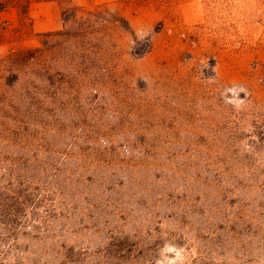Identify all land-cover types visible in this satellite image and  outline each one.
I'll use <instances>...</instances> for the list:
<instances>
[{
	"label": "rangeland",
	"instance_id": "obj_1",
	"mask_svg": "<svg viewBox=\"0 0 264 264\" xmlns=\"http://www.w3.org/2000/svg\"><path fill=\"white\" fill-rule=\"evenodd\" d=\"M0 155L8 264H264V0H0Z\"/></svg>",
	"mask_w": 264,
	"mask_h": 264
},
{
	"label": "trees",
	"instance_id": "obj_2",
	"mask_svg": "<svg viewBox=\"0 0 264 264\" xmlns=\"http://www.w3.org/2000/svg\"><path fill=\"white\" fill-rule=\"evenodd\" d=\"M5 162H6V160H5L4 156L0 155V169H4L5 171L9 172L10 175H11L12 172H13V165L11 167L4 166L5 165ZM10 199H13V198H8V199H6L4 201L5 205H6V203H8V201H10ZM8 204H10V203H8ZM3 205L4 204H1L2 208H3ZM7 259H8V257L6 256V253L5 254L4 253H0V264H8L7 262L9 260H7Z\"/></svg>",
	"mask_w": 264,
	"mask_h": 264
},
{
	"label": "clouds",
	"instance_id": "obj_3",
	"mask_svg": "<svg viewBox=\"0 0 264 264\" xmlns=\"http://www.w3.org/2000/svg\"><path fill=\"white\" fill-rule=\"evenodd\" d=\"M140 39L143 40L144 39V36L143 35H140Z\"/></svg>",
	"mask_w": 264,
	"mask_h": 264
}]
</instances>
